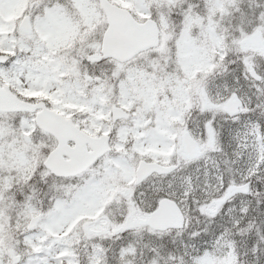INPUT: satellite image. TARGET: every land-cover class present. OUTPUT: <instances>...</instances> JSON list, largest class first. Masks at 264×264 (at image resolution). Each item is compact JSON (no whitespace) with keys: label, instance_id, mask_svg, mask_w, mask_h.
I'll return each instance as SVG.
<instances>
[{"label":"snow or ice","instance_id":"snow-or-ice-1","mask_svg":"<svg viewBox=\"0 0 264 264\" xmlns=\"http://www.w3.org/2000/svg\"><path fill=\"white\" fill-rule=\"evenodd\" d=\"M0 264H264V0H0Z\"/></svg>","mask_w":264,"mask_h":264}]
</instances>
